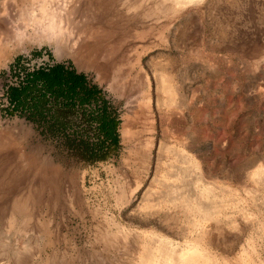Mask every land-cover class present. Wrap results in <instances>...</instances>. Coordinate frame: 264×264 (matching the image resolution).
<instances>
[{"label":"rangeland","instance_id":"obj_1","mask_svg":"<svg viewBox=\"0 0 264 264\" xmlns=\"http://www.w3.org/2000/svg\"><path fill=\"white\" fill-rule=\"evenodd\" d=\"M59 63L116 112L109 159L12 102ZM198 242V264H264V0H0V264H179Z\"/></svg>","mask_w":264,"mask_h":264},{"label":"trees","instance_id":"obj_2","mask_svg":"<svg viewBox=\"0 0 264 264\" xmlns=\"http://www.w3.org/2000/svg\"><path fill=\"white\" fill-rule=\"evenodd\" d=\"M11 100L27 118L48 131L80 134L70 148L83 160H107L120 146V120L87 76L59 63L31 73L26 83L11 91Z\"/></svg>","mask_w":264,"mask_h":264},{"label":"bare ground","instance_id":"obj_3","mask_svg":"<svg viewBox=\"0 0 264 264\" xmlns=\"http://www.w3.org/2000/svg\"><path fill=\"white\" fill-rule=\"evenodd\" d=\"M163 80H164V84H166V86H167L165 91H167V93L170 96V102H173L174 101L173 98H174V93L175 92H174V90L172 89V86H171V79L169 78V76H165L163 78ZM198 224L201 226L200 223H198ZM200 226H199V228H200ZM202 251H204V250H203V247H202L201 243L200 242L196 243L192 247V249L190 251L187 250V252L185 254L180 256L179 264H198L197 258H195L194 255H196V254H198L199 252H202ZM168 259H165L164 264H170V259L169 260ZM150 260H151V258H150ZM148 262L155 263V261H153V260L148 261Z\"/></svg>","mask_w":264,"mask_h":264}]
</instances>
